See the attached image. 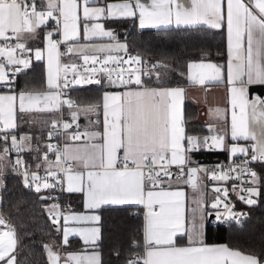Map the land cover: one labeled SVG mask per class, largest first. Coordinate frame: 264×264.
Wrapping results in <instances>:
<instances>
[{
    "label": "snow or ice",
    "instance_id": "1",
    "mask_svg": "<svg viewBox=\"0 0 264 264\" xmlns=\"http://www.w3.org/2000/svg\"><path fill=\"white\" fill-rule=\"evenodd\" d=\"M92 5V6H90ZM82 12V15H81ZM101 18H135L140 29H157L175 25L195 28L208 25L214 29L226 27L227 41V83L230 85V139L237 143L226 145L228 131L211 136L189 134L185 128L183 101L185 89L182 87H148L142 80L143 58L128 55L127 59L117 55L128 53V44L116 39L112 30H106ZM53 20L62 32V41L53 39V32H47V78L46 92H24L0 94V143L6 145L0 153L3 161L10 152L7 146L17 152L32 151L25 144L31 137L19 140L12 130L17 128V111L20 113H60L67 105L71 109L72 121H78L81 114H99L102 108L103 121L98 130L78 132L73 123L62 122L66 139L83 143L65 144L63 148L48 145L55 154V161L48 162V154L43 160L48 162L47 177L25 169L23 178L26 187L34 185L40 193L42 189L60 187L69 193H83L86 208L99 210L104 206L138 205L145 211L143 244L141 252L128 264H264V258L246 255L227 245L209 244L206 230L211 226L209 219L213 213L206 211L204 193L199 174L210 173L216 181L251 178V186L243 191L239 199L247 205L257 204L261 190V177L249 167L251 161L264 162V99H248V87L264 84V0H124L121 3L98 5V0H0V83L12 87L18 74L26 73L31 59L24 56L31 52L27 41L36 39L38 29ZM95 21L93 23H89ZM83 28V32L81 29ZM94 37H107L115 43L83 44L81 40L93 41ZM9 43V41H13ZM67 45L61 52V43ZM79 53L92 76L74 75L72 85H101L100 75L108 84L119 85L121 92H104L102 105L80 108L71 99H63L70 87L68 72H77L75 63H62L61 57ZM44 59V52L35 50V60ZM100 64L99 68L95 65ZM109 64L116 68L107 67ZM122 65H128L127 68ZM135 66V67H134ZM167 65L156 61L151 64L157 80L161 78L159 69ZM189 79L193 83L206 81L221 82L224 65L214 63H191ZM115 72V79L113 73ZM11 73V78L10 74ZM217 122H227V110H216ZM60 121H52L51 128L60 135ZM79 128V125H76ZM72 130V131H69ZM53 132H49L51 139ZM254 141L251 155L236 167L203 169L190 167L191 154L202 149L227 150L233 157L249 156V147L238 142ZM36 151H39L37 148ZM20 158L15 165H21ZM39 167V165H37ZM173 166L176 171L173 172ZM55 169V170H53ZM187 175L189 184L197 195L192 199L190 211H186L185 191L172 189L173 180L179 181ZM239 171L240 175L233 177ZM2 174V173H0ZM237 190L233 185L232 191ZM217 195L210 204L217 210L213 219L221 225L235 221L240 223L243 213L221 198L228 197L229 189L216 187ZM50 197H42L49 199ZM223 206L224 211L220 212ZM48 215L53 225L62 232L63 244L69 243L70 236L80 237L86 245L95 246L100 239V227H68L69 222L98 225L101 217L92 215H65L59 204H52ZM0 264H19L17 260V234L11 225H6L0 216ZM51 264H60V256L49 245H44ZM64 264H101L98 253H69Z\"/></svg>",
    "mask_w": 264,
    "mask_h": 264
},
{
    "label": "trees",
    "instance_id": "2",
    "mask_svg": "<svg viewBox=\"0 0 264 264\" xmlns=\"http://www.w3.org/2000/svg\"><path fill=\"white\" fill-rule=\"evenodd\" d=\"M119 0H98L99 4ZM109 26L119 33V38L128 44V51L144 58L160 61L167 69H160L161 78L146 81V85L159 87H186L188 65L193 60H222L226 57V35L223 30L205 27L165 28L140 30L135 20L110 21ZM48 25L41 28L36 46L41 47L43 34ZM15 92H37L47 89L45 83L44 61H33L26 73L15 77ZM122 89L119 85L101 83V85L76 86L68 91L65 99L76 102L80 108L89 105H102L105 91ZM102 109V108H101ZM101 109L99 110L101 112ZM62 118L70 120L71 109L64 108ZM197 110L190 104L185 106L186 129L189 134L204 133L202 125L196 122ZM60 113H18L17 129L13 132L17 137L28 136L32 151H24L25 163L30 170L42 167L48 145L59 147L62 137L48 136L53 132L52 121L61 120ZM85 119H80V128L87 126ZM6 145L0 143V153ZM11 147L10 141L7 145ZM39 151H36V149ZM51 152V151H50ZM50 160L55 159L51 152ZM191 159L200 162H215L228 159L224 152H195ZM39 165V167L37 166ZM255 171L264 181V162L254 166ZM261 195L257 204L248 205V217L240 224L211 226L206 230V241L209 244H226L230 248L250 255L264 258V182L257 185ZM59 192L61 208L82 210L81 194H66L58 188L50 192ZM0 215L11 225L17 234V260L19 264H49L48 252L44 245L61 247L65 251H76L86 248L81 242L72 240L67 247L61 246V232L56 231L59 225H53L46 205L51 199L43 192L28 190L23 175L15 170L7 171L3 176L0 191ZM144 213L139 207L106 208L101 211V240L97 249L101 252V264H128L141 252L143 244Z\"/></svg>",
    "mask_w": 264,
    "mask_h": 264
},
{
    "label": "crops",
    "instance_id": "3",
    "mask_svg": "<svg viewBox=\"0 0 264 264\" xmlns=\"http://www.w3.org/2000/svg\"><path fill=\"white\" fill-rule=\"evenodd\" d=\"M124 2V0H119V1H111L109 3H121ZM184 2L186 3V5L190 4V0H184ZM99 6H103L104 4H99ZM38 8H39V4H37ZM92 6V5H90ZM82 15V12H81ZM118 20H135V23L137 25V28H139V24H138V20H136L135 18H108V19H104L101 18V20L99 21L100 23H102L105 27L106 30H112L114 32V34H116V39L121 42L124 43V41H122L119 38V33L117 32V30H115L113 27L109 26V22L110 21H118ZM50 21V20H49ZM48 21V22H49ZM95 21L89 22V23H93ZM45 26H42L41 28H43ZM196 27H205V28H209V29H214L209 27L208 25H198ZM40 29H38V33L40 32ZM165 28H191V27H185V26H180L177 27L175 25H171L168 27H161V28H157V29H165ZM140 30H154V29H140ZM214 30H223L225 32L226 35V39H227V33H226V27L225 28H221V29H214ZM81 31L83 32V28L81 29ZM47 30L45 31V33L43 34V42H42V46L38 47L35 45L37 38L36 39H29L27 41L28 47L30 49H32V51L27 54L24 55L26 58H30L31 62L36 61L35 60V50L40 49L44 52V59H42L44 61V66H45V83H46V78H47ZM39 35V34H38ZM58 39H60L62 41V32L59 31V35H58ZM14 42V39H13ZM116 41H111L109 38L107 37H94L93 41H87V40H81V43L83 44H89V43H96V44H107V43H115ZM124 53H118L117 55H122ZM61 61L62 63H78L83 61V59L80 57L79 53H75V54H71L69 57L67 58H63L61 57ZM227 61H228V56L226 54V57L222 60H207V59H199V60H193L189 63V65L191 63H199V62H203V63H214V64H218V65H224V77L225 79L221 82H217V81H206L205 84L201 85L198 83H193L190 79H189V74H190V69H189V65H188V70H187V79L189 82V85L186 87H182L185 89V96H184V101H183V111H184V118H185V106L186 104H190L191 106L195 107L197 110V117H196V122L199 123L200 125H202L203 129L205 130L204 133H200L197 134L198 136H211L213 134H216L218 132H223V131H228L229 132V136H226V145H230L232 143H237L236 141H232L230 139V119H231V106H230V85L227 83ZM145 83V82H144ZM264 85V84H263ZM148 87H159V86H152V85H146ZM47 87V86H46ZM125 89H119V90H109V91H105V92H121L124 91ZM48 91V89L44 90V91H37V92H46ZM12 93H17L15 91L12 90V88H8L7 86H3L0 88V94H12ZM104 94V93H103ZM257 97H259L257 94H254L253 97H249V93H248V99L250 101H255L257 99ZM63 99H65L64 97H62ZM261 99H264L263 97H259ZM64 108H68L67 105H64L61 108V112L63 113V109ZM83 109V107L81 108ZM220 109L221 111L227 110V122H225L224 120H221L219 123L217 122V115H216V110ZM69 110V108H68ZM18 113H20L19 111H17V117H18ZM34 113H38V112H33V113H21V114H34ZM45 113H49V112H45ZM56 113V112H54ZM85 119V123L86 124V128L85 129H81L80 128V124L79 121L80 119ZM61 120H59L60 122L62 120H64L62 118L61 115ZM72 120V118L70 119ZM99 120L101 123L103 121V113H102V109L101 112L99 111V114L96 113H90L87 115L81 114L79 116V119L77 121V123L79 124V128L76 129V131L78 132H86V131H93V130H98L100 127V124L96 123V121ZM64 121H68V120H64ZM17 123V120H16ZM185 128H186V118H185ZM17 129V128H16ZM12 130V132L16 131ZM187 131V129H186ZM23 137V136H21ZM21 137H17V139L19 140ZM86 138L82 137L81 141H70L66 139V135L62 138V143L60 148H63L65 146V144H71V143H83L84 140ZM27 145H29L28 141H25ZM239 144H241L242 146H246L249 147V152H252L251 149V145L253 143H255L254 141H244V140H240L238 142ZM30 146V145H29ZM26 151V150H25ZM24 151H21L18 154H10L9 155V170H15L16 172H24L25 169L28 170L27 168V164L25 163V157L23 155ZM200 152H224L228 158H234L230 152H228L227 150H222V149H202L200 150ZM238 156H243L242 154H238L235 157ZM17 158H20L22 161L21 165H15V160ZM55 159L50 160L48 158V162H54ZM48 162L42 160V167L44 165H48ZM41 168V167H40ZM1 166H0V173H2L3 175L0 174L1 180H0V191H1V187H2V181H3V176L4 174L7 172H2L1 170ZM8 170V171H9ZM55 170V169H54ZM199 181L201 184V188L202 191L204 193V199L207 205H209V201L210 199L213 197L212 194V188L209 187L206 183H205V179L203 177H201L199 175ZM53 182V181H51ZM50 182V183H51ZM66 182L64 184V188L65 190L62 191L61 188H59V190H61L63 193L66 194H81L83 197V209L82 210H68L65 211L64 214L65 215H70V214H77V215H92V214H98L101 217V211L103 209L106 208H120V207H139L142 209L143 213H144V223H145V209L143 208V206H138V205H119V206H104L103 208L99 209V210H89L86 208L85 204H86V196L83 193H69L66 191ZM181 188L182 190L185 191V203H186V211H190V206H191V201L192 199L197 195V193H195L191 186H188L184 181H176L173 180L172 183V189L174 190L175 188ZM51 189H42L41 192H43L44 196H48V194L50 193ZM52 205L51 202H49L46 205V210L48 212L49 207ZM210 209V205L209 207H206V211H209ZM63 219L60 223V225H63ZM59 225V226H60ZM68 227H93V226H98L100 227V239L97 241L95 246H89L86 245L83 240L78 237V236H70L69 237V243L72 240H77L79 242H81L86 248L82 249V250H76V251H65L63 250L61 247H56L54 245H51L50 247L52 248V250L54 252H56L61 260H60V264H64L65 259L67 258L69 253H98L100 256V261L102 260L101 257V252L97 249V245L99 243V241L101 240V220L99 222L98 225L93 224L91 222L89 223H84V224H78L76 222H69V224L67 225ZM69 243L67 245L63 244V237H62V232H61V246L62 247H67L69 245ZM218 245H226V244H218ZM229 247V246H228ZM236 250V249H234ZM243 253V252H242ZM246 254V253H243ZM246 255H250V254H246ZM48 263L51 264V261L48 258Z\"/></svg>",
    "mask_w": 264,
    "mask_h": 264
},
{
    "label": "built area",
    "instance_id": "4",
    "mask_svg": "<svg viewBox=\"0 0 264 264\" xmlns=\"http://www.w3.org/2000/svg\"><path fill=\"white\" fill-rule=\"evenodd\" d=\"M37 4L40 5V0H37ZM57 27L58 26L55 24V21L50 20L48 22V29H47V31L48 32L49 31L53 32V39H58L59 31H57ZM0 43H3V41H0ZM9 43H13V41H9ZM66 47H67V45L62 42L61 45H60V50H61L62 53L65 52ZM29 53L30 52L25 53L24 55H27ZM70 55H64L62 57L63 58H67ZM128 55L136 56L137 54H134V53L128 51L127 54H122L121 56L124 59H127V56ZM142 58H143V64L141 66V71L143 73H149L150 74V75H142V80L144 82H146V81H149V80L157 79L156 76H155V71L156 70L151 68V64L152 63H155L156 61L151 60L149 58H144V57H142ZM76 65H77V72L75 74H73L71 71L68 72V81L70 83V87L65 90L66 95L64 96V98L67 96L68 91L70 89H72L73 87H76V86H91V85H95L94 83L93 84L72 85L71 82L73 80L74 75L77 78L80 75H85V76H92L93 75L92 73H90V72L87 71V69L90 68V67H93V65H90V64L89 65H85L83 61L76 63ZM122 66L125 67V68L128 67V65H122ZM95 67L96 68H99L100 67V64H96ZM107 67H109V68H116V65L109 64ZM159 71H160V69H159ZM9 75H10V78H11V73ZM95 78H100L101 81H102V83L108 84L106 77H104L103 75H100V76L95 77ZM113 79H115V72L113 73ZM3 86L4 85L2 83H0V88L3 87ZM11 88H14V85H12ZM72 101H74V100H72ZM62 122H70V123H73V129L74 130L77 129V127H76V125L78 124L77 121L73 122L72 120H68V121L62 120L61 123H60V125H58L59 131H60V135H57L56 132L53 131V137L60 136V137L63 138L65 136L64 131H63V128H62ZM69 131H72V130H69ZM53 146H55V145H53ZM9 149H10L9 155L10 154H18V153H20V152H17L16 150L12 149L11 147ZM47 154H48V157L51 156V152L50 151H48ZM250 155H251V152H249V156L248 157L238 156V157L228 158L226 160L215 161V162H200V161H195V160H192L191 159L192 163H191L190 167H200V168L209 169V170H212V169H222L224 171H227L228 168H229V166L236 167L237 165H240L245 159H249L250 158ZM259 163H263V162L251 161V163L249 164V167L252 168L255 171L254 166L256 164H259ZM47 169H48V165H44L43 167L38 168L36 170H30V169H28L27 171L29 173H31V172H37L38 175H40L41 177H45V178L49 179V182H51L52 179L47 177V171H46ZM172 171L173 172L176 171L175 166H173ZM19 173H21L22 175L24 174V172H21V171ZM186 175H187V169H185V175L182 176L179 181H185ZM199 175L201 177H203L205 179V183L209 187L212 188L213 197H215L217 195V193H215V191H214V189L216 187H221L222 189L226 187V188L229 189L228 197L227 198H224L222 196V194H221V198L225 200V203H231L232 205H234L235 206V208H234L235 211L244 214L241 217L240 223H242L248 217V214H249L248 205L245 204L243 201H241L239 199V197L241 195H245V196L247 195L243 191V189L245 187L251 186V178L250 177L247 178V181L245 180L244 177H241L240 180H236V179L233 178V179H229L227 181H216V180H212L210 178V173L202 172ZM232 175H233V177H235L237 175H240V173H239V171H237L236 173H233ZM187 185L190 186L189 184H187ZM233 185H237V190L236 191H232ZM26 188L28 190H34V185L31 186V187H26ZM57 188L59 189L60 187H57ZM47 197H50L49 199H51L50 202L52 204H59L60 205V211L61 212H63V213L65 212V210L63 208H61L62 204H61L60 193L59 192H57V191L50 192ZM216 211L217 210H215V209H211V208L209 209V212L213 213V216H214V214H215ZM219 211L220 212H223L224 211L223 206L220 207ZM0 216H2V215H0ZM209 219H210V217H209ZM211 220H212V223L211 224H212L213 227L216 228L218 225H220L213 218ZM61 221H62V219H61ZM61 221H60V223H61ZM231 223H236V222L235 221H232V222L227 223V224H224V225H228V224H231ZM6 225H8L7 222H6ZM6 230H7V227L6 226H0V231H6Z\"/></svg>",
    "mask_w": 264,
    "mask_h": 264
},
{
    "label": "water",
    "instance_id": "5",
    "mask_svg": "<svg viewBox=\"0 0 264 264\" xmlns=\"http://www.w3.org/2000/svg\"><path fill=\"white\" fill-rule=\"evenodd\" d=\"M249 97H253L254 94H257L259 97L264 96V85L263 84H253L248 87ZM213 216H210V220Z\"/></svg>",
    "mask_w": 264,
    "mask_h": 264
},
{
    "label": "rangeland",
    "instance_id": "6",
    "mask_svg": "<svg viewBox=\"0 0 264 264\" xmlns=\"http://www.w3.org/2000/svg\"><path fill=\"white\" fill-rule=\"evenodd\" d=\"M26 144V142H25ZM0 166H1V170L2 172H6L9 170V155L3 160V161H0ZM3 175V174H1ZM0 180H1V177H0ZM213 199L214 197H212L209 201V205L213 202ZM0 200H1V196H0Z\"/></svg>",
    "mask_w": 264,
    "mask_h": 264
}]
</instances>
